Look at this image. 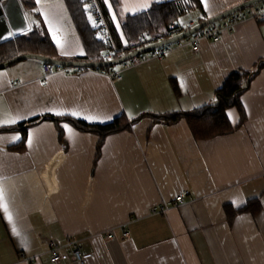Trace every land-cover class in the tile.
<instances>
[{
	"label": "crops",
	"instance_id": "1",
	"mask_svg": "<svg viewBox=\"0 0 264 264\" xmlns=\"http://www.w3.org/2000/svg\"><path fill=\"white\" fill-rule=\"evenodd\" d=\"M168 1L102 3L125 41L127 16ZM245 1L200 0L201 10L177 22L199 23ZM33 2L26 8L20 0L51 37L54 58L85 60L65 0ZM261 62L264 21L246 19L199 50L187 44L108 69L121 79L72 67L43 80L37 59L0 69V129L16 128L0 132V264H52L50 238L62 246L76 240L87 264H264V66L241 97L246 120L232 133L197 140L186 120L164 124L152 117L216 103L232 72ZM227 115L239 124L237 108ZM119 116L130 127L107 135L99 156L98 133L51 119L106 124ZM37 118L45 119L28 127L25 149L11 150L23 139L18 126ZM254 199L257 214L236 211L230 221L226 207L239 210ZM163 202L165 214L150 213Z\"/></svg>",
	"mask_w": 264,
	"mask_h": 264
},
{
	"label": "trees",
	"instance_id": "2",
	"mask_svg": "<svg viewBox=\"0 0 264 264\" xmlns=\"http://www.w3.org/2000/svg\"><path fill=\"white\" fill-rule=\"evenodd\" d=\"M101 5L104 9L102 0ZM74 24L80 34L86 50L87 61H103L102 53L104 44L96 37V32L91 25L90 16L81 0H65ZM24 7L33 8V0H22ZM116 6L119 0H114ZM185 9L198 11L202 9L200 0H172L164 3H154L148 10L136 15H129L122 24V31L125 41L113 27H111L115 40L119 46L134 43L143 31L158 32L168 28L174 22L180 20L185 14ZM106 14V11L104 9ZM107 17V14H106ZM206 19V18H205ZM202 19L199 22L205 20ZM40 54L55 57V46L49 34L44 30L40 31L38 26H34L26 33L20 34L13 39L0 42V56L2 61H7L21 54ZM264 63L257 64L250 70H237L232 72L224 81L221 88L216 91V103L207 104L187 112H172L169 114H152L154 123L173 124L182 119L186 120L190 130L197 140H207L216 136L226 135L234 132L246 120L241 97L248 89L252 78L256 75ZM110 67H100L95 69H109ZM175 88L176 85L174 86ZM235 107L240 112V122L233 126L228 118L227 110ZM49 118V117H46ZM45 118H37L27 123L20 124L18 128L23 132V139L18 145L10 147L11 150L22 151L26 147L27 129L30 125ZM55 121L66 120L76 128L83 131L98 133L100 141L97 147V155L101 152L104 138L114 132H118L130 127V123L124 116L115 118L106 124H89L83 120L71 117H52ZM16 129L15 127L3 128L1 131ZM261 209L258 199L250 200L248 204L239 209L233 210L226 207V212L230 216V221L236 211H245L257 214Z\"/></svg>",
	"mask_w": 264,
	"mask_h": 264
},
{
	"label": "built area",
	"instance_id": "3",
	"mask_svg": "<svg viewBox=\"0 0 264 264\" xmlns=\"http://www.w3.org/2000/svg\"><path fill=\"white\" fill-rule=\"evenodd\" d=\"M85 8L90 16L91 25L96 32V37L104 44L105 48L102 53V59L111 60L117 57H120L129 52L135 51L137 49L146 47L148 45L154 44L161 40H165L174 36H177L186 30L195 26L198 22L189 18L185 22H174L168 28L158 31H143L138 39L131 44H124L119 46L115 40L113 31L109 24L108 18L104 12V9L101 5L100 0H81ZM248 8V9H247ZM240 11H237L224 19L215 21L206 25L205 27L195 31L191 35L178 39L172 43L163 45L161 47H157L148 53L153 58H162L166 53L171 51L174 47H182L184 45H191L194 50H199L203 41L212 40L219 41L221 35L224 32H231L233 28L246 19H253L258 22L264 21V2L252 5ZM185 15H189L191 13L190 10L185 9ZM144 59L143 55L135 57L131 59L134 60ZM72 67H65L61 65H55L50 62H43V75L42 79L45 80L52 74L57 71H65L68 72ZM77 70H81L84 67H75ZM103 71L110 77L115 79H121V76L113 71H108V69H103ZM184 202V194L178 196L174 201V205L178 206ZM169 205L165 202L160 204L159 206H153L150 208L151 214H165L168 210ZM128 231L123 228L122 236L128 237ZM108 238H112L113 235L111 233L107 234ZM50 253H51V263L52 264H60L62 261L71 259L80 264H87V255L83 254L77 241L74 239H69L67 243L62 246L58 243L54 238L49 239ZM67 247L69 249L68 252H63L62 248ZM34 261V259H32Z\"/></svg>",
	"mask_w": 264,
	"mask_h": 264
},
{
	"label": "water",
	"instance_id": "4",
	"mask_svg": "<svg viewBox=\"0 0 264 264\" xmlns=\"http://www.w3.org/2000/svg\"><path fill=\"white\" fill-rule=\"evenodd\" d=\"M264 2V0H247L229 10H226L216 16L207 18L199 23H197L192 28L186 30L185 32L165 39L154 44L148 45L146 47L137 49L135 51L124 54L120 57L105 60V61H87V60H62L49 56H44L40 54H21L12 59H9L4 62H0V69L9 67L19 61L24 59H37L43 62H50L55 65H61L65 67H84V68H100V67H112L121 63H124L128 60H131L135 57H138L142 54H145L157 47L172 43L178 39L185 38L195 31L205 27L206 25L213 23L215 21L224 19L225 17L250 7L252 5ZM38 21L32 14H29L25 11L20 3V0H0V42L14 38L20 34L26 33L33 26H37Z\"/></svg>",
	"mask_w": 264,
	"mask_h": 264
},
{
	"label": "rangeland",
	"instance_id": "5",
	"mask_svg": "<svg viewBox=\"0 0 264 264\" xmlns=\"http://www.w3.org/2000/svg\"><path fill=\"white\" fill-rule=\"evenodd\" d=\"M248 9V8H247ZM197 14V13H196ZM192 15H194V14H192ZM144 57L145 56H147V55H150L148 52L147 53H145V54H142Z\"/></svg>",
	"mask_w": 264,
	"mask_h": 264
},
{
	"label": "snow or ice",
	"instance_id": "6",
	"mask_svg": "<svg viewBox=\"0 0 264 264\" xmlns=\"http://www.w3.org/2000/svg\"><path fill=\"white\" fill-rule=\"evenodd\" d=\"M12 122H14V121H12Z\"/></svg>",
	"mask_w": 264,
	"mask_h": 264
}]
</instances>
